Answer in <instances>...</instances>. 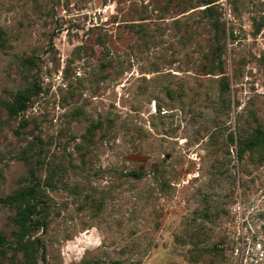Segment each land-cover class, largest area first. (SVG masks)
<instances>
[{"label": "rangeland", "instance_id": "obj_1", "mask_svg": "<svg viewBox=\"0 0 264 264\" xmlns=\"http://www.w3.org/2000/svg\"><path fill=\"white\" fill-rule=\"evenodd\" d=\"M258 126L264 0H0V197L42 189L38 264H264Z\"/></svg>", "mask_w": 264, "mask_h": 264}, {"label": "trees", "instance_id": "obj_2", "mask_svg": "<svg viewBox=\"0 0 264 264\" xmlns=\"http://www.w3.org/2000/svg\"><path fill=\"white\" fill-rule=\"evenodd\" d=\"M205 2V5L209 4ZM210 7H206L209 10ZM258 32V29L257 31ZM218 48V47H216ZM215 49L211 50L212 55H216ZM218 51V50H217ZM25 65H32L30 59H24ZM212 68L221 69V63L217 65H208ZM222 88L227 89V84L224 79H221ZM38 87L32 84V87L18 90L11 102L2 103L1 107L9 117H15L24 113L30 105L31 98L37 93ZM97 125H92L87 129L85 138L92 137ZM230 142H233L230 136ZM240 146L237 156L240 158L244 151H254L264 149V126H258L252 134L243 140L237 141ZM129 175L139 177V174L131 172ZM32 176V174H31ZM42 189L38 183H33L26 187L20 188L8 194L5 197H0V207L14 209V214L11 217L12 222L16 225V229L12 232V240L7 242L0 235V264H38V258L44 260L43 246L41 241L35 235L39 231H43L48 226L47 220V204L44 198ZM41 254L39 256V252ZM17 254H21V259H17ZM39 256V257H38Z\"/></svg>", "mask_w": 264, "mask_h": 264}]
</instances>
